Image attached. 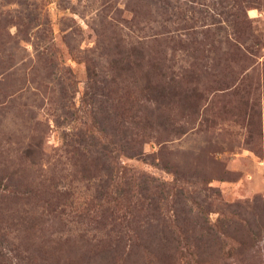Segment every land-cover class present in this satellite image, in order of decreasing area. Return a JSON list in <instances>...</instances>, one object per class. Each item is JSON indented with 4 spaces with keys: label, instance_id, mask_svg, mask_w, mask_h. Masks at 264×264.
<instances>
[{
    "label": "rangeland",
    "instance_id": "rangeland-1",
    "mask_svg": "<svg viewBox=\"0 0 264 264\" xmlns=\"http://www.w3.org/2000/svg\"><path fill=\"white\" fill-rule=\"evenodd\" d=\"M6 1L0 264H264V0Z\"/></svg>",
    "mask_w": 264,
    "mask_h": 264
},
{
    "label": "trees",
    "instance_id": "trees-1",
    "mask_svg": "<svg viewBox=\"0 0 264 264\" xmlns=\"http://www.w3.org/2000/svg\"><path fill=\"white\" fill-rule=\"evenodd\" d=\"M6 2H7V4H9V3L17 4V1H15V0H7ZM23 24H24V22H23ZM25 25H26V23H25Z\"/></svg>",
    "mask_w": 264,
    "mask_h": 264
}]
</instances>
